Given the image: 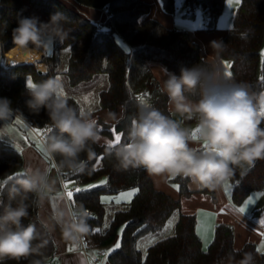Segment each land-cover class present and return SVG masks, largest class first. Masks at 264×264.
Masks as SVG:
<instances>
[{"label": "trees", "instance_id": "1", "mask_svg": "<svg viewBox=\"0 0 264 264\" xmlns=\"http://www.w3.org/2000/svg\"><path fill=\"white\" fill-rule=\"evenodd\" d=\"M77 1L89 7L105 9L110 14L109 18L102 25L97 24L62 0H0V97L10 98L13 108L18 109L16 114L32 128L41 131L43 137L44 133L52 134L46 111L34 114L28 109L25 101L29 97L25 84L27 76L35 81L56 76L55 55L43 51L46 71H40L31 62L2 61L5 59L4 53L14 47L12 30L16 27L18 16H33L27 9L29 6L47 20L57 12L70 19L63 25L70 32L69 36L62 44L59 43L68 52L64 73L70 86L105 75L107 85L97 93V110L105 109L115 114L121 109L122 114L113 123L98 118L102 134L111 136L112 129L120 135L124 133L122 139L126 140L127 128L142 99L172 118L168 97L158 91L160 83L149 63L158 62L168 71L179 75L182 66L191 67L210 62L202 57L199 44L191 38L188 31L169 28L150 17L151 6L145 0ZM159 1L163 11L173 16L176 0ZM184 3L190 14L199 7L205 11V31L216 29L224 0H184ZM115 34L122 38L126 47L117 41ZM263 36L264 0H239L231 26L219 39L226 45L220 57L229 62L232 78L248 85L255 93L264 89V55L259 67ZM69 97V103L80 110L77 100ZM190 99L196 100L197 97L190 96ZM92 148L96 153L93 159L88 160L86 152L81 154V159L88 160L83 172L68 174L65 171L60 172V176L63 182H72L73 186H85L102 176L105 177L106 182L101 185L72 192L70 200L72 203H83L93 213L88 221L91 228L89 247L92 245L101 249L108 248L115 242L118 229L122 226L119 248L107 251L110 264H229V254L233 256L231 264H238L246 252L253 254L254 264H264V251L258 250L253 243L246 242L240 248L234 247L233 229L223 222L215 225L213 238L207 249H203L202 241L195 230L196 216L181 211V196L187 197L196 192L215 199L214 190L197 187L193 189L189 186V179L169 178L171 183L179 186V197L174 198L156 189L152 178L143 168L115 170V161L104 155L103 143L94 144ZM48 158L56 165L60 159L59 156ZM23 171L21 152L8 140L0 138V183L11 185ZM229 181L232 185L230 199L234 205H240L252 191H264V159L258 160L243 177L237 170ZM125 189H135L134 195L122 208L114 212L108 226L101 229L105 214L101 194ZM7 196V189H4L5 203L10 202ZM33 199L34 194H29L26 200L29 216L22 219V224L26 226L30 222L36 223L37 232L41 234L37 224L43 227L37 222L38 209ZM172 216V232L150 244L143 254L137 247L139 238L147 233L163 230ZM44 240L50 241L47 232ZM42 243L41 235L33 242L34 246ZM44 249L43 246L38 253L23 257L18 262L5 260L3 264H42L47 253V248Z\"/></svg>", "mask_w": 264, "mask_h": 264}, {"label": "clouds", "instance_id": "2", "mask_svg": "<svg viewBox=\"0 0 264 264\" xmlns=\"http://www.w3.org/2000/svg\"><path fill=\"white\" fill-rule=\"evenodd\" d=\"M69 20L61 12L52 14L48 22L35 15H20L12 30V43L20 49L35 46L50 54L57 42L62 44L69 36L63 27ZM210 46L216 57L226 48L222 40H213ZM163 72L166 79L158 91L168 97L181 119H173L141 101L127 128L126 140L122 139L124 133L118 140L102 137L93 112L77 110L69 103L61 78H28L25 91L29 98L25 103L34 114L42 110L47 113L52 134L43 137V151L49 157H60L57 173L83 172L88 160L96 156L92 145L101 140L104 155L115 161L117 171L143 168L151 177L189 179L201 189L217 190L237 170L243 177L264 159V91L255 93L248 85L236 82L215 60L182 66L179 75L167 69ZM190 96L197 99L192 101ZM17 112L10 98L0 97V121H11ZM109 115L116 119L115 114ZM193 120L194 126H185L186 121ZM85 152L88 160L81 159ZM58 179L47 167L29 166L11 185L0 183V264L38 253L48 242L34 246L40 236L36 223L22 224V219L29 216V194H34L37 209L46 205L50 208L47 218L37 216V222L47 231L59 228L63 240L73 243L90 233L88 221L93 213L59 191ZM4 189L8 203L3 200ZM227 260L231 264L233 256L229 254ZM238 264H254L253 254L244 253Z\"/></svg>", "mask_w": 264, "mask_h": 264}, {"label": "crops", "instance_id": "3", "mask_svg": "<svg viewBox=\"0 0 264 264\" xmlns=\"http://www.w3.org/2000/svg\"><path fill=\"white\" fill-rule=\"evenodd\" d=\"M62 1L81 15L91 19L97 24L102 25L109 18L108 13L103 8L89 7L78 2L77 0ZM145 1H147L151 6L149 13L150 17L160 21L169 28H174L173 16L168 15L163 11L159 0ZM27 9L31 14L39 17V19L44 22L43 18L45 17L35 12L29 6H27ZM186 31H188L191 38L199 44L200 52L204 59L210 62L215 60L222 67L224 66V64L219 60L221 57H216L215 54L212 53L213 50L210 46V42L213 40H219L226 31L216 36H213L212 32L208 33L206 31L204 32L203 30H195L194 32L191 30ZM220 32L221 31H219V33ZM204 33L210 35L207 36V34ZM149 64L155 77L158 79L161 85L162 81L166 79V76L163 72L165 67L155 61H151ZM41 71H45V69H41ZM169 109L173 119H181V116L175 112L174 107L170 105V103ZM93 110V115L96 119L100 118L109 123L116 121L122 114L121 109H119L117 113H115L116 119H113L107 110H97V104ZM17 120L20 122L22 119L16 114L15 118L7 123L0 121V138H4L6 140L9 139L18 145L19 150L17 148L16 149L20 151L23 156V169H26L29 166L34 168L47 167L51 170V175L53 177L59 176L57 189L61 191L60 189L64 186L63 183L65 182L62 181L60 173H57L55 162L53 160L52 162L50 161L52 165L49 166L50 163L48 164L44 157L36 149H34L27 140L21 138L19 134H16V130L14 129L15 125L13 123ZM22 122L30 126L26 121L22 120ZM185 123H188L190 127L195 125L194 120L186 121ZM111 131V136L101 133L102 137L114 139V135L119 134L113 132L112 129ZM22 135H27L26 131ZM28 137L29 135L27 138ZM99 143H103V140H101ZM151 178L156 189L164 191L174 198L179 197L177 187H174L175 184L171 183L169 178ZM189 186L193 189L196 188V186L191 181ZM231 188V182L227 181L223 187L214 190L216 196L215 199L209 195L196 192L187 197L181 196V211L187 214H195V230L203 244L210 243L213 238L215 225L219 222H223L230 225L233 229V245L235 248H240L244 243L251 242L258 250L264 251V231L261 227L263 224L261 221L264 220V191H252L240 205H234L230 199ZM241 207L245 208L244 212L239 211ZM37 214L42 218H47L50 215V208H48L46 205L44 208L38 209ZM46 232L51 240V244L50 247L46 249L47 253L44 256L43 262L48 264H110L108 256L102 257L98 263L92 262V259L98 256L101 248H96L91 245L90 250H87L90 258H87L80 250L79 243L63 240L59 228H56L55 231L52 232L46 230ZM73 248L74 250H71Z\"/></svg>", "mask_w": 264, "mask_h": 264}, {"label": "rangeland", "instance_id": "4", "mask_svg": "<svg viewBox=\"0 0 264 264\" xmlns=\"http://www.w3.org/2000/svg\"><path fill=\"white\" fill-rule=\"evenodd\" d=\"M238 2H239V0H224V5L222 8L221 14L218 18L216 29L213 31H206V32H208V33L212 32V35L216 36V35H220L221 33L227 31V29L232 24L233 14H234V11L238 5ZM173 18H174V26L173 27L176 29L191 30L192 32H194L195 30H203L205 32L204 27L207 25V14L205 13V11L201 7L197 8L192 14H190V13H188V9L184 3V0H176V8H175V12L173 14ZM43 20H44V22L49 21L46 18H43ZM219 31H221V32L219 33ZM204 34H207V33H204ZM209 35L210 34H207V36H209ZM115 36H116L117 41L119 43H121V45L126 47L122 38L117 34H115ZM32 48H34V47H32ZM36 50H38L41 53V60L43 62V58L45 56V53L43 52V50H40L37 48H36ZM52 53L55 55V59H56V70H57L56 77H59L63 80L64 85H65L66 94L77 100V102L79 103V106H80V110H91L92 112H94L93 109H94L95 105L97 104V93L100 89L106 87V85H107L105 75H101L100 77L98 76L99 78L92 80V81L82 82L76 86H70L68 84L67 77L64 73L66 66H67V54H68L67 49L60 47L59 42H57L55 44V49ZM52 53H50V54H52ZM263 55H264V36H263V43H262V46L260 49L259 67L261 65V60H262ZM4 56H5V59L4 60L2 59V61H5L6 63H9L10 60L11 61L13 60V59H9L6 56V53H4ZM219 60L224 64L223 69H224L225 73L226 74L229 73V67H226V64L229 65V62L226 60H223L221 58H219ZM34 65L38 69H40L36 63H34ZM43 65H44L43 69H46V66L44 63H43ZM28 78H30V77L27 76V79ZM262 91H264V89ZM85 97L87 99H85ZM105 122H107V121H105ZM13 124L15 125L14 129L16 130L15 131L16 134H19L21 136V138H24L25 140H27L32 145V147L34 149H36L49 164L50 160H49L48 156L46 155V153H44V151H43L44 146H43V142H42L43 140L41 139L42 132L39 130H35L31 126H28L26 123L22 122V120L20 122L18 120L14 121ZM185 126L190 127L188 123H185ZM25 131H26L27 135L23 136L22 134ZM28 135H29V137L27 138ZM39 136H41V137H39ZM8 141L15 148H17L19 150L18 145H16L14 142H12L9 139H8ZM51 165L52 164L50 163L49 166H51ZM101 181H105L104 176L100 177L99 179H97L95 181L89 182L85 186L84 185L83 186L76 185L75 187L80 188V189H82V188L85 189V188H87L88 185L98 186V185L103 184V183H101ZM65 183L68 184V188L65 189V187L63 186L60 190L62 192H64V194L66 195V192L70 191L71 186L74 184L72 182H65ZM65 183H63V185ZM134 190L135 189H125V190L118 191L116 193L105 192V193L101 194L100 199L104 203V206H105V214L103 216L101 229L106 228L108 226L114 212L117 209L122 208L124 206V204L129 201V200L121 199L119 202H117V200L115 198L120 197V195L122 193L132 192ZM106 197L109 199L104 200L103 198H106ZM170 221H171V226H169ZM173 223H174V216L170 217L169 221L166 224V227L163 230H161L159 232H155V233H147L146 235H143L142 237H140L138 242H137V247L144 254L146 251V248L150 244H152L154 241H156L160 237L168 235L169 233L172 232ZM37 226H38V228L41 229L40 235H41L42 240L45 241L44 240V235L46 234L45 228L44 227H43L44 229L41 228L39 226V224H37ZM121 229H122V226H120L118 229L117 238H116L115 242L111 246L106 248V251L116 249L115 246L117 245V243H119V245H120ZM46 241H48V240H46ZM50 244H51V240L48 241V243L44 244L43 246L45 249L46 248L48 249L50 247ZM202 245H203L202 246L203 249L206 250L208 244L202 243ZM87 247L90 250V247L89 246H87ZM42 264H48V263L43 262Z\"/></svg>", "mask_w": 264, "mask_h": 264}, {"label": "bare ground", "instance_id": "5", "mask_svg": "<svg viewBox=\"0 0 264 264\" xmlns=\"http://www.w3.org/2000/svg\"><path fill=\"white\" fill-rule=\"evenodd\" d=\"M9 59H13L19 63H36L40 69L44 68L41 60V53L36 48L29 47L27 49H20L16 46L6 52Z\"/></svg>", "mask_w": 264, "mask_h": 264}, {"label": "snow or ice", "instance_id": "6", "mask_svg": "<svg viewBox=\"0 0 264 264\" xmlns=\"http://www.w3.org/2000/svg\"><path fill=\"white\" fill-rule=\"evenodd\" d=\"M226 67H230V65H227L226 64ZM228 74H230V73H228ZM85 99H87L86 97H85ZM142 101H143V99H142ZM44 134H46V133H44ZM120 138V135L119 134H115L114 135V139H116V140H118ZM106 181H101V183H105ZM96 185H88L87 186V188H92V187H95ZM64 187H65V189H67L68 188V184L67 183H65L64 184ZM174 187H179L178 185H174ZM84 190H86V189H80V188H77L76 189V192H80V191H84ZM134 193H135V190L134 191H132V192H127V193H122L121 195H120V197H118V198H115L116 200H117V202H119L121 199H124V200H130L131 199V197L134 195ZM66 195H67V197L69 198V199H71L72 198V196H73V193H72V191H67L66 192ZM104 200H108L109 198H103ZM239 211L240 212H244L245 211V208L244 207H241L240 209H239ZM261 223H264V220H262L261 221ZM169 226H171V221L169 222ZM96 231H99V229H96ZM121 231H123V229H121ZM119 243H117V245L115 246L116 248H119ZM139 246V245H138ZM71 250H74V248L73 249H71ZM105 256H107V253H105Z\"/></svg>", "mask_w": 264, "mask_h": 264}, {"label": "built area", "instance_id": "7", "mask_svg": "<svg viewBox=\"0 0 264 264\" xmlns=\"http://www.w3.org/2000/svg\"><path fill=\"white\" fill-rule=\"evenodd\" d=\"M110 14L108 13V16H109ZM39 137H41V136H39ZM41 139L43 140V135H42V137H41ZM70 191H72V192H75L76 191V187L75 186H72L71 187V190ZM261 227H262V229H263V231H264V223L261 225ZM89 239H90V236H89V234L87 235V236H85L84 237V239L83 240H81L80 242H79V248H80V250L84 253V255L88 258H90V255H89V253H88V243H89ZM105 253H107V251H106V249H101L100 251H99V254H98V256L97 257H95V258H91L92 259V262H95V263H98V262H100V260H101V258L102 257H104L105 256Z\"/></svg>", "mask_w": 264, "mask_h": 264}, {"label": "water", "instance_id": "8", "mask_svg": "<svg viewBox=\"0 0 264 264\" xmlns=\"http://www.w3.org/2000/svg\"><path fill=\"white\" fill-rule=\"evenodd\" d=\"M40 71H41V69H40Z\"/></svg>", "mask_w": 264, "mask_h": 264}]
</instances>
